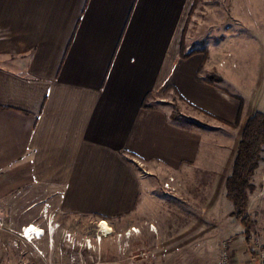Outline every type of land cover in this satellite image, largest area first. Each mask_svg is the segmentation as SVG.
<instances>
[{
    "label": "crops",
    "instance_id": "0c3cea01",
    "mask_svg": "<svg viewBox=\"0 0 264 264\" xmlns=\"http://www.w3.org/2000/svg\"><path fill=\"white\" fill-rule=\"evenodd\" d=\"M189 2L0 0L2 206L23 198L57 214L106 218L111 228L138 221L139 233L163 248L196 231V223L205 230L211 222H227L222 209L210 205L163 202L150 178L162 172L189 176L196 166L227 167L226 140L218 143L212 131L176 119V99L220 124L239 116V101L226 87L233 68H219L221 79L213 84L206 54H181ZM253 71L247 66L242 72ZM259 93L258 87L244 99L237 124L242 131L255 111H264ZM212 139L220 147L215 155L207 148ZM3 217L16 227L37 224L46 233L36 240L44 244L43 256L34 250L23 257L16 227L2 230L1 264L69 263L62 258L65 233L51 223L59 221L48 216L43 226L8 212ZM200 246L204 255L206 244ZM183 253L195 255L189 246ZM172 255L157 264H172Z\"/></svg>",
    "mask_w": 264,
    "mask_h": 264
},
{
    "label": "rangeland",
    "instance_id": "374dc122",
    "mask_svg": "<svg viewBox=\"0 0 264 264\" xmlns=\"http://www.w3.org/2000/svg\"><path fill=\"white\" fill-rule=\"evenodd\" d=\"M180 36L185 52L190 49L189 52L206 54L211 59L212 72L206 75L211 83H219V68H233L226 87L229 94L239 101V106H244V99L251 97L258 87V97H263L264 100V0H190L181 24ZM247 66L254 68L253 73L248 72L247 75L242 72ZM262 103L264 106V101ZM171 105L174 117L181 123L212 131L218 143L220 137L223 141L226 140L227 147L222 161L227 167L222 165L214 171L196 166V169L192 168L189 176L177 173L168 175L165 172L159 176H151L156 193L163 202H196L198 205H210L211 209H222L221 214L227 215V222H211L205 230L198 229L203 224L196 223V231L175 237L170 245L172 248H163L155 239L139 233L138 221L128 228H111V223L106 218L71 213L57 214L53 208L43 207L42 202L32 205L33 202H25L21 198L20 202H5L4 206L1 203L0 213L5 228L17 225L6 222L3 217L5 212L15 220L31 218L43 226L48 225V216L52 221L56 219L60 223H51L65 233L67 241L63 246L62 258L66 256L68 264H157L164 254L171 252L172 258L176 259L172 264H219L225 247L232 251L233 258L236 259L233 264H249L252 259L255 264H264V159L253 176L255 191L250 196L248 208V214L253 220L252 240L249 244L245 227L233 216V205L226 199V180L231 173L242 135L241 126H237L238 118L233 123L220 124L214 121L210 113L188 106L181 100L176 99ZM215 139L207 146L212 149V155L220 149ZM208 151L206 149L205 153ZM170 177L175 180L171 187H167L166 182ZM216 213L219 214V211ZM101 221L107 222V233L106 230L103 232ZM135 227L138 232L133 231ZM16 229L21 231L22 225ZM203 242L206 244L204 255L200 253V244ZM16 245L23 257H27L34 250L40 256L44 254V244L41 242L35 241L32 244L19 238ZM188 246L195 251L194 256L183 253ZM8 255L7 257L12 258V254ZM167 259L168 256L165 258L166 262Z\"/></svg>",
    "mask_w": 264,
    "mask_h": 264
},
{
    "label": "trees",
    "instance_id": "16d2710c",
    "mask_svg": "<svg viewBox=\"0 0 264 264\" xmlns=\"http://www.w3.org/2000/svg\"><path fill=\"white\" fill-rule=\"evenodd\" d=\"M194 52L185 53L181 45V54L187 57ZM243 104L239 108L240 120ZM264 112L255 111L246 121L236 151L232 170L226 181L227 198L233 204L236 219L245 227L247 242L252 240V223L248 208L251 194L255 191L253 176L264 157Z\"/></svg>",
    "mask_w": 264,
    "mask_h": 264
},
{
    "label": "built area",
    "instance_id": "2783aa9c",
    "mask_svg": "<svg viewBox=\"0 0 264 264\" xmlns=\"http://www.w3.org/2000/svg\"><path fill=\"white\" fill-rule=\"evenodd\" d=\"M174 180H175L174 177H170L169 180L166 182V186L171 187V183L174 182ZM0 210H1V203H0ZM101 224H102V221H101ZM33 226L35 228H38L37 224L31 223V224L23 226L22 230L19 231V235L23 239H25L27 242L32 243V244H34L36 240L41 239L45 235L44 234L45 229H41L42 234H39V232L36 231L35 228H33ZM3 229H5V222L0 213V230H3ZM68 236H71V234H68ZM233 263H234V258H233L232 251L229 248L225 247L224 251L221 254V259H220L219 264H233Z\"/></svg>",
    "mask_w": 264,
    "mask_h": 264
},
{
    "label": "bare ground",
    "instance_id": "6f19581e",
    "mask_svg": "<svg viewBox=\"0 0 264 264\" xmlns=\"http://www.w3.org/2000/svg\"><path fill=\"white\" fill-rule=\"evenodd\" d=\"M102 227H103V232H104L105 230H106L105 233H107V232L109 231V226H108V224H107L106 221H103V222H102ZM33 228H35V227L33 226ZM35 230L38 231L39 234H42L40 228H35ZM133 231H134V232H138L139 230H138V228H135Z\"/></svg>",
    "mask_w": 264,
    "mask_h": 264
},
{
    "label": "clouds",
    "instance_id": "9594fccd",
    "mask_svg": "<svg viewBox=\"0 0 264 264\" xmlns=\"http://www.w3.org/2000/svg\"><path fill=\"white\" fill-rule=\"evenodd\" d=\"M49 232V231H48ZM46 233V230L44 231V234Z\"/></svg>",
    "mask_w": 264,
    "mask_h": 264
}]
</instances>
